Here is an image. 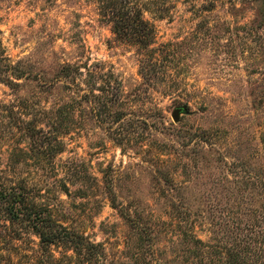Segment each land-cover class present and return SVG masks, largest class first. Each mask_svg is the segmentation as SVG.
I'll return each mask as SVG.
<instances>
[{
    "label": "rangeland",
    "instance_id": "374dc122",
    "mask_svg": "<svg viewBox=\"0 0 264 264\" xmlns=\"http://www.w3.org/2000/svg\"><path fill=\"white\" fill-rule=\"evenodd\" d=\"M138 1L156 29L154 52L178 47L153 87L139 73L144 51L114 38L97 0H0V172L26 177L56 220L101 246L102 264H245L223 232L264 223V29L256 3ZM84 61L112 70L126 96L141 93L129 105L148 127L126 128L117 142V133L75 114L64 123L68 134L50 136L61 131L48 111L69 95L52 80ZM5 64L24 75L13 77ZM33 126L45 144L34 152ZM129 216L147 234L136 233ZM0 264L87 263L69 246L42 252L28 231L0 239Z\"/></svg>",
    "mask_w": 264,
    "mask_h": 264
},
{
    "label": "trees",
    "instance_id": "16d2710c",
    "mask_svg": "<svg viewBox=\"0 0 264 264\" xmlns=\"http://www.w3.org/2000/svg\"><path fill=\"white\" fill-rule=\"evenodd\" d=\"M247 1L256 3L257 28L264 29V0ZM97 6L101 21L109 25L117 41L144 51V56L140 59L139 73L145 84L153 87L158 81H163L164 63H172L169 57L176 54L178 47L173 43H166L154 52L151 46L156 44V29L153 23L144 18L139 1L97 0ZM5 66L10 68V73L15 78L24 75L16 66L14 68L8 64ZM55 81H62L69 94L67 100L48 111L50 116L52 115L51 125L58 126L61 131L50 133L55 141H59V135L68 134L63 130L64 123L74 119L75 114L80 118L89 116L98 123V126H104L117 133L114 136L117 142L123 141L122 137L125 135L123 131L126 128L149 126L148 122L135 118L138 112L130 109L129 105L141 93L135 92L133 97L128 95L130 97L128 100V96L122 90L120 79L101 62L66 64L52 80ZM51 84L44 82L42 87L48 89ZM31 131L32 143L35 144L32 147L34 152V149L45 144L40 136L42 128L33 126ZM45 137L46 135L43 138ZM35 158L38 159V155ZM43 159L51 161L52 157L49 158L46 154ZM10 165L16 166L15 162ZM64 187L66 189V186ZM104 188L106 192L110 191L107 183ZM43 197L44 195L36 192L35 188L28 186L26 177L0 172V239L4 236L20 238L25 232L30 231L39 239L42 252L49 253L52 247L69 246L77 254L79 262L102 264L104 254L101 246L56 220L52 207L47 202L37 201ZM129 218L136 233L147 234V229L143 228L134 216ZM258 224L255 228L250 222L248 228L251 226V230L237 227L236 234L229 229L223 232L228 242L234 245L232 250L234 259L242 260L245 264H264V223Z\"/></svg>",
    "mask_w": 264,
    "mask_h": 264
},
{
    "label": "water",
    "instance_id": "95a60500",
    "mask_svg": "<svg viewBox=\"0 0 264 264\" xmlns=\"http://www.w3.org/2000/svg\"><path fill=\"white\" fill-rule=\"evenodd\" d=\"M180 113V109L179 108H177V109H175L174 111H173V113H172V119L174 120V121H177L178 120V114Z\"/></svg>",
    "mask_w": 264,
    "mask_h": 264
}]
</instances>
